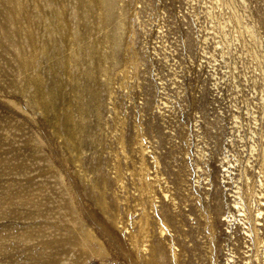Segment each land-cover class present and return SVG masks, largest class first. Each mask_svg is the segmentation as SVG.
Masks as SVG:
<instances>
[{"label":"rangeland","instance_id":"374dc122","mask_svg":"<svg viewBox=\"0 0 264 264\" xmlns=\"http://www.w3.org/2000/svg\"><path fill=\"white\" fill-rule=\"evenodd\" d=\"M258 237L264 0H0V264H260Z\"/></svg>","mask_w":264,"mask_h":264},{"label":"bare ground","instance_id":"6f19581e","mask_svg":"<svg viewBox=\"0 0 264 264\" xmlns=\"http://www.w3.org/2000/svg\"><path fill=\"white\" fill-rule=\"evenodd\" d=\"M258 222V221H257ZM261 222V221H260ZM258 224V223H257ZM256 230V233L258 232V230L257 229H255ZM259 233V232H258ZM260 236V235H259ZM257 244H258V247H264V240L263 239H261L260 237H258L257 238ZM258 261H259V263L260 264H264V262H261V259L260 258H258L257 259Z\"/></svg>","mask_w":264,"mask_h":264},{"label":"built area","instance_id":"2783aa9c","mask_svg":"<svg viewBox=\"0 0 264 264\" xmlns=\"http://www.w3.org/2000/svg\"><path fill=\"white\" fill-rule=\"evenodd\" d=\"M231 218H232V217H230V216L227 217V218H226V219H227L226 222L228 223L229 221H231ZM248 230H249V229H248ZM247 232H248V231H247ZM248 237H250L251 244H253L252 236L248 235ZM249 247L251 248V246H249ZM248 252H249V255H250V253L252 252V248H251L250 251H248ZM248 252H247V253H248ZM249 255L247 256V260H248Z\"/></svg>","mask_w":264,"mask_h":264}]
</instances>
